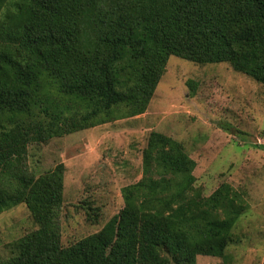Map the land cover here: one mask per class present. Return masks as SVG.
I'll use <instances>...</instances> for the list:
<instances>
[{"label":"trees","instance_id":"16d2710c","mask_svg":"<svg viewBox=\"0 0 264 264\" xmlns=\"http://www.w3.org/2000/svg\"><path fill=\"white\" fill-rule=\"evenodd\" d=\"M171 57L264 86V0H0V215L25 205L36 226L0 264L230 263L247 202L228 183L204 196L180 141L150 133L141 180L94 237L99 263L84 241L62 243L65 164H25L31 146L144 115Z\"/></svg>","mask_w":264,"mask_h":264},{"label":"rangeland","instance_id":"374dc122","mask_svg":"<svg viewBox=\"0 0 264 264\" xmlns=\"http://www.w3.org/2000/svg\"><path fill=\"white\" fill-rule=\"evenodd\" d=\"M153 131L183 144L197 164L195 187L204 196L224 183L243 194L248 209L233 229L229 264H264V86L229 64L177 57L169 59L144 115L29 148L25 164L36 175L57 163L66 166L63 245L82 240L93 261L102 260L94 237L108 235L124 208L123 188L141 180L142 154ZM35 227L25 205L0 215V263L9 257L8 244ZM197 264L223 261L198 257Z\"/></svg>","mask_w":264,"mask_h":264}]
</instances>
